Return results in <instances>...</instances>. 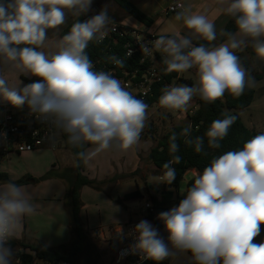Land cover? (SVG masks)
<instances>
[{
  "label": "clouds",
  "instance_id": "1",
  "mask_svg": "<svg viewBox=\"0 0 264 264\" xmlns=\"http://www.w3.org/2000/svg\"><path fill=\"white\" fill-rule=\"evenodd\" d=\"M217 10L233 18L235 31L221 30L226 39L218 45L214 21L186 8L177 13L190 30L188 35H160L144 42L137 35L145 56H163L166 73L195 69V82L165 86L159 105L186 112L194 97L206 104L225 93L241 96L255 80L236 54L251 46L264 60V0H218ZM92 0H0V98L20 108L25 104L42 123H51L67 135L73 146L92 147L78 153L88 162L101 152L135 146L148 120V105L127 90L111 72L96 70L87 54L89 43L102 42L115 21L107 6L89 19L79 17L91 8ZM77 17L67 34L55 42L57 51H41L48 31L64 25L68 14ZM111 26V28H110ZM194 40H204L194 44ZM131 53L128 52V55ZM113 63L123 61L110 57ZM20 76L37 77L22 85ZM9 78L15 82L10 83ZM205 132L208 145L219 148L235 123V115L222 114ZM191 125L180 135L189 137ZM6 134L0 133V139ZM175 133L169 137V152H178ZM197 153L203 151L204 137L185 139ZM174 155L163 164L159 182L171 184L176 177ZM36 211L26 185L0 184V264H20L9 241L17 238L22 219ZM171 247L147 220L134 227V253L147 260L163 261L177 253H190L193 264H264V241L255 243L264 225V132L247 140L239 150L214 157L178 207L159 213ZM122 232V229H121Z\"/></svg>",
  "mask_w": 264,
  "mask_h": 264
},
{
  "label": "rangeland",
  "instance_id": "2",
  "mask_svg": "<svg viewBox=\"0 0 264 264\" xmlns=\"http://www.w3.org/2000/svg\"><path fill=\"white\" fill-rule=\"evenodd\" d=\"M104 6H107L109 15L115 22L137 28H139L141 25L146 26L145 23L135 20L132 16L119 8L114 0H93L91 8L87 13H89L90 11L99 12ZM72 17L73 16L69 13L64 25L60 26L57 29H50L48 31L49 39L46 42L45 47L39 50L45 51L46 53L57 51L55 42L60 39L61 31L67 26V24L70 23ZM173 17V15H170L168 16V19ZM164 18L166 19L167 17ZM237 55L240 57L243 67L255 80V86L251 87L254 90L253 102L249 107L238 111V114L245 126L259 134L261 132H264L263 60L255 55L253 48H245L243 51H238ZM19 79L22 81L21 86H23L24 84H29L36 81L38 78L20 76ZM180 79H182L180 81L183 84H187L185 83V81L189 80L191 82V85H193L196 79L195 69H191L188 72L181 73ZM9 82L14 83V78H9ZM198 100H200L198 97H194L192 99V101L195 102H198ZM147 111L148 120L146 122V126L140 135L138 143L135 146L123 151L112 148L110 150L99 153L95 157L88 160L87 163H85L84 161V170L82 173L87 176L88 179L102 180L103 176H105L110 171V167L118 171L120 175H117L116 178L119 177L124 192L126 194H129L135 191H139L140 193V197L133 198L131 200H124L127 201V206L130 210L127 213L129 215H134V220H147L148 222H150L153 227L158 230L159 235L164 240V242L168 244L169 247H171L170 242L168 241V232L165 229L164 223L161 220H157L155 224L152 220L147 219V211L145 210L144 205L146 202L152 204L151 196H153L158 201V203L163 204L167 208V211L173 207H178L180 201L185 198L186 183L191 179V176H184L179 182L177 188L168 186L166 183L159 182V178L163 172H160L154 168L153 164L148 159L147 151L149 152L151 148L156 146L161 137L165 133H167L173 126L184 123L186 119L184 118V115L182 113L162 108L161 106L148 107ZM91 147L92 146L89 145L87 150ZM39 150L40 149L34 150L32 151L33 153L30 152L31 154L28 155L26 154L22 156H14L11 161L6 164V169L8 170L9 174V177L7 175V182L11 181L17 184L18 182H23L19 183L18 185L28 186V190L32 196V202L36 206L37 204L40 205L41 203H43L44 200H51L54 197L53 194L55 195L56 199L58 198L57 193L62 192V189L58 188V186L55 185V191L53 192V194H51V191L48 188V180H55L59 182L64 190L63 197L62 199H60L61 204H63V209L56 207V213L59 215L60 211V213H62L63 217L65 218V197L68 186L65 176H67V173L73 168V161L75 160L74 156L64 146L62 148L54 149L53 151L44 149V151ZM46 152L47 154H42ZM49 156L54 157V159L56 160L55 165L51 168L50 162H48V160L52 162L54 159H50ZM129 167H131L130 170L128 169ZM32 170L37 173H34ZM45 170H49L48 173L46 175H43L42 177L39 176L41 174H39L38 172H44ZM30 178H33L34 180L31 181L29 180ZM103 184H105L104 187L109 188L108 182H97L100 192L104 191V189L100 187V185ZM85 187H87L86 189H91L90 186ZM85 191L86 192L84 193L83 197L80 198L81 202L83 200L91 206L92 204H95L94 202L96 201V199L101 200L100 197L95 195L93 196L91 194L92 192H89L88 190ZM163 191L164 193L162 194L161 192ZM94 209V207H91L87 211L92 213ZM38 210L39 211L36 212L39 214V216L45 218V221H52L50 215H55V210L52 205L49 206L48 202H46L43 210ZM103 211L105 212L104 215H106V212L108 213L106 209H103ZM55 217L57 216L55 215ZM31 220L33 219H30L29 222H31ZM82 224L87 231V240L85 242L82 253L78 257V264H111L112 258L114 256V251L116 250L117 239L109 238V236H102L100 235V232L98 230L95 232L92 231L90 234L83 222ZM50 225L52 227H50ZM45 227L49 229H45V231L39 232L38 235H43V238L37 237V240L48 238L46 236L51 233V230L53 233H56L58 224H49V222L47 221ZM107 230L108 227L105 228V232H107ZM53 238L55 237H52L51 239L48 238L47 240L51 242ZM27 240L30 239H26L22 235L20 237L11 239L10 242L19 243L26 242ZM59 240L60 242H62L63 238ZM70 241L71 233L70 236L68 235L67 240H64L60 244H68ZM262 241H264V225H261V233L258 237L255 238V243H260ZM18 246L19 245L15 244L11 245L10 247L15 251V253H17V251H20ZM169 264H193V261L191 260V255H189V253H177L175 256H170Z\"/></svg>",
  "mask_w": 264,
  "mask_h": 264
},
{
  "label": "trees",
  "instance_id": "3",
  "mask_svg": "<svg viewBox=\"0 0 264 264\" xmlns=\"http://www.w3.org/2000/svg\"><path fill=\"white\" fill-rule=\"evenodd\" d=\"M114 2L125 11L127 14L132 16L135 20L139 22L146 23L148 22V18L139 12L131 3L127 0H114ZM86 14L79 17L80 21H84L86 18ZM73 19L60 33V38L67 34L70 30L72 23L75 22ZM226 31H235V24L233 18H230L227 22L225 29ZM226 37L221 35H217V39L212 44H219L223 42ZM194 44L203 43L205 45H209L207 41H193ZM248 49H252L251 46L247 47ZM87 54L93 60L94 56L98 53L99 47L96 41H92L89 43L88 48L86 49ZM237 54V53H236ZM264 64V60H263ZM177 72H172L171 76H175ZM27 82V81H26ZM185 83L191 85L189 80H186ZM254 98V90L253 88L245 89L244 93L239 97H234L228 93H225L222 99H219L211 104H206L202 100H198V108L193 113L189 119L185 120L184 123H180L179 125L173 126L167 133H165L161 139L157 142L156 146L151 148L148 159L154 165V167L163 172V164L165 162L171 161L174 155H178L181 157L180 163H173V167L176 168V177L175 180L171 184H167L168 186H172L177 188L179 182L184 177L185 173L188 170H195L196 172H202L203 169L208 166L211 160L214 157H217L223 154L226 151L230 150H239L243 147V144L257 135L255 131L249 129L242 122L238 111H241L251 105ZM154 100L150 99L147 101V105L150 106ZM235 115L237 117L235 123L230 127L228 131V135L220 142L221 146L219 148H212L208 145L207 137L205 136V132L210 126L211 122L216 119H223L222 114ZM191 125V134L189 137L181 136V131ZM175 133L177 136V144L179 145L178 152L172 154L169 152V137ZM204 137L203 151L200 153L195 152L194 146H189L185 144V139H195L196 137ZM64 147L68 149L74 156L75 164L71 171L67 173L65 176L67 180V192L65 197V208L67 210L69 216V230L71 233V241L68 244H62L54 248L46 247L40 243L30 244L26 242H10L9 245H19L18 248L20 251H17L16 256L20 261V264H56L58 262H68L69 264H78V257L82 253L85 242L87 240V231L83 226L80 218V211L82 208L81 198V189L85 186H90L93 189H99L97 185V181L88 179L85 175H83L84 170V160L81 159L78 155L81 151H86L89 145H84L83 148L73 146L68 142L67 135H64ZM45 178V177H44ZM0 179H5L3 175H0ZM7 180V179H5ZM29 180L33 181V178ZM23 183V182H18ZM194 183V177H192L186 183V192L187 189ZM140 197L139 191H135L129 194H126L123 200H131L133 198ZM152 206L154 208V213L146 212V218L152 220L155 224L156 221L159 220L157 217L159 213L167 211V208L158 203V201L151 196ZM120 202V201H119ZM189 255H191L189 253ZM170 257L160 261L155 262L149 260L145 264H169Z\"/></svg>",
  "mask_w": 264,
  "mask_h": 264
},
{
  "label": "built area",
  "instance_id": "4",
  "mask_svg": "<svg viewBox=\"0 0 264 264\" xmlns=\"http://www.w3.org/2000/svg\"><path fill=\"white\" fill-rule=\"evenodd\" d=\"M183 10L184 4L181 1H173L166 6L163 14L175 15ZM97 13L90 11L85 20ZM115 23V30H110L102 42H96L99 51L92 60L95 69L111 72L128 91L145 103L153 99L154 101L148 107L160 106L158 101L165 86L183 84L180 81L182 80L180 79L181 73H176L174 77L171 76L172 72L166 73L161 53L154 52L152 56L143 55L140 43L136 40L137 35L143 36L144 42L159 37L147 26L141 25L137 28ZM128 52L131 54L128 55ZM110 57L122 60L123 66L113 63ZM197 108L198 102L191 101L186 112H176L182 113L188 120ZM0 133L6 134L0 139V159L12 153L22 154L42 148L51 150L61 148L64 146L63 137L66 135L51 123L39 121L26 104L17 108L7 101H0ZM144 208L147 212L154 213L151 203L146 202ZM137 223L139 221L133 220L117 227L115 234L119 239H117L111 264H145L149 261L141 254L134 253L130 247L135 243L136 233L133 230ZM56 264L69 263L58 262Z\"/></svg>",
  "mask_w": 264,
  "mask_h": 264
},
{
  "label": "crops",
  "instance_id": "5",
  "mask_svg": "<svg viewBox=\"0 0 264 264\" xmlns=\"http://www.w3.org/2000/svg\"><path fill=\"white\" fill-rule=\"evenodd\" d=\"M127 1L131 3L139 12H141L143 15H145L149 19L148 22L145 23V25L149 28L150 31H152L157 36H160V35L173 36L177 32H179L181 35H188L190 32V30L184 27L182 20H179V21L176 20V14L173 15L174 17L170 19H168V16L170 15L163 14V10L166 8V6L173 1H181L184 4V9L188 8L192 12H198V13L207 15L210 20L214 21L216 29H217V35H220V31L222 29L223 30L225 29L227 22L231 18L228 15L223 14L222 12L217 10L218 8L221 7L218 0H127ZM164 17H167V18L165 19ZM75 18L76 17L73 16L70 22ZM194 41H202V40H194ZM0 101H5V100L0 98ZM43 149L53 151L48 148H42V150L40 149L39 151H44ZM35 152H38V151H35ZM47 152L42 153V154H47ZM149 152L147 151L148 154ZM31 153L30 152L22 153V154L12 153L8 155L7 157L1 158L0 159V175H3L5 179H7V175L9 177L8 170L6 169V164L9 163L14 156H22L26 154L28 155ZM49 158L54 159V157L52 156H49ZM55 161H56L55 159L52 162L48 160V162H50V168L55 165ZM58 161H59V158H58ZM73 163L75 164V160L73 161ZM128 169L130 170L131 167H129ZM48 171L49 170H45L44 171L45 173L38 172L39 174H41L39 176L42 177L43 175H46ZM33 172L37 173L35 171ZM195 173H196L195 170H188L184 176L190 175L192 178L194 177ZM117 175H120V173L110 167V171L105 176H103L102 180H99V179L95 180L97 182H104V181L108 182L109 188L104 187L105 184L100 185V187L104 189L103 192H100L99 189H93V188L86 189L87 187H83L81 189V197H83L84 193L86 192L85 190H88L89 192H92L91 194L93 196L95 195L101 198V200L96 199V201L94 202L95 204H92L91 206L90 204L88 205L87 202H84L82 200L83 204H82V208L80 211V218H81V221L84 223V225L87 227L88 232L90 234L92 231L95 232L98 230L100 232V235L102 236L104 235V236H109V238H112V239H118V237L115 234L117 227L127 223L128 221L134 220L133 219L134 215H131V214L129 215L127 213L130 210L127 206V201L123 200L126 193L124 192L121 186V181L119 180V177L116 178ZM5 179H0V184L7 182V180ZM55 185H57L58 188L62 189V192L57 193L58 195L57 199L55 198V195L53 194V192L55 191ZM48 188L50 189L51 194H53L54 197L51 200H44V202L41 203L40 205L37 204L36 211H39L38 209L43 210V207L46 202H48L49 206L52 205L54 207V210H55L54 214L57 217H55V215H50V217L52 218V221L51 222L49 220L47 221L49 222V224L50 223L58 224V229L56 233L55 232L53 233L51 230V233L46 237H48L49 239H51L52 237H55V238H53L51 242L47 240L48 238L37 240V237L43 238L42 237L43 235H38V233L45 231V229H49V228L45 227V224L47 223V221H45L46 219L39 216V214L36 211L31 216H26L22 219L21 227H20L17 237H20L23 235L26 239L27 238L30 239V240H27L26 243H30V244L40 243L46 247L54 248L58 245H62L60 243H62L64 240H67L68 235L70 236V231H69V226H68L69 216H68L67 210H65V213L67 215V216L65 215V218L63 217L62 213H60V211H59V215L56 213V207L58 208L63 207V204H61L60 202V199H62L63 197V191H64L62 185L55 180H48ZM161 193L163 194L164 191ZM91 207L95 208L94 211H92V213L87 211ZM103 209H106L108 211V213L106 212V215H104L105 212L103 211ZM36 218H39V219H36ZM30 219H33V220L29 222ZM136 221L140 222V220H136ZM50 227L52 226L50 225ZM106 227H108L107 232H105ZM62 238H63V241L60 242L59 239H62Z\"/></svg>",
  "mask_w": 264,
  "mask_h": 264
}]
</instances>
